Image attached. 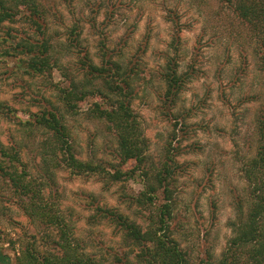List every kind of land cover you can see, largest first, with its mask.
<instances>
[{
  "label": "trees",
  "instance_id": "obj_1",
  "mask_svg": "<svg viewBox=\"0 0 264 264\" xmlns=\"http://www.w3.org/2000/svg\"><path fill=\"white\" fill-rule=\"evenodd\" d=\"M209 1L194 0L189 7L207 6ZM217 2L247 35L264 72V0ZM110 3L117 8L113 0H0L1 58L17 59L23 74L43 79L50 92L45 106L23 125L29 137H40L35 166L29 167L23 160L26 146H7L0 139V179L41 235L19 245L14 260L0 250V263L264 264V110L257 120L256 153L241 161L245 186L234 199V216L227 222L231 235L225 248L216 256L215 248L209 247L204 257L195 258L183 246L179 228L174 227L179 207L176 189L185 173L179 159L187 153L169 143L164 159L153 161L143 121L134 108L138 88L148 85L144 59L153 40V24L133 52L129 51L132 37L113 45L106 32L120 10H109ZM138 3L158 7L171 29V40L157 73L167 116L173 117L178 127L180 120L186 123L193 110L182 105L187 87L197 76L195 66L187 63L183 38L191 26L183 22L180 0H130L129 4ZM122 4L121 0L119 7ZM19 22L27 27L23 33L12 27ZM137 27L132 26L134 30ZM91 35L99 40L91 41ZM56 71L63 81L54 82ZM11 112L0 98V115L8 117ZM81 116L111 138L112 153L103 152L100 157L94 150L83 152L73 131V123ZM131 162L134 167L125 170ZM60 172L73 178L95 177L107 189L129 181L142 184L137 195L124 196L135 209L132 215L102 206L95 196H89L94 212L86 218V224L89 228L111 229L119 238L121 253L115 249L98 253L90 238L79 233L75 214L72 210L66 213L58 198ZM217 209L214 204L212 220L217 218Z\"/></svg>",
  "mask_w": 264,
  "mask_h": 264
},
{
  "label": "rangeland",
  "instance_id": "obj_2",
  "mask_svg": "<svg viewBox=\"0 0 264 264\" xmlns=\"http://www.w3.org/2000/svg\"><path fill=\"white\" fill-rule=\"evenodd\" d=\"M122 1L124 4L119 7L121 0H113L116 9L111 3L108 6L109 10H120L116 11L112 27L106 32L113 45L132 37L129 51L133 52L150 23L153 24V40L144 59L148 85L138 88L139 97L134 103L150 143L151 159L162 161L169 143L182 147L183 153H187L179 159L185 173L179 177L176 189L179 207L174 227L179 228L183 246L195 258L204 257L209 247L215 248L219 256L231 235L227 222L234 216V199L242 194L245 186L241 161L256 153L257 120L264 110V72L252 53L247 35L232 14L221 9L217 0H210L207 6L195 4L191 7L194 0H180L183 22L191 26L183 33L187 63L195 66L197 76L187 87L182 104L186 110L193 109L191 117L186 123L180 120L176 127V120L167 116L162 102L163 86L157 73L171 40L170 26L163 20L164 13L158 7ZM134 25L138 26L135 30ZM12 27L19 33L27 28L22 22ZM132 31H135L133 35ZM90 39L99 40L92 35ZM53 80L63 81L57 71ZM48 96L50 92L43 79L23 74L17 59L0 56V98L12 108L8 117L0 115V139L7 146H26L23 160L29 167L38 163L36 144L40 137L38 134L29 137L23 125L32 120V113L45 106ZM90 101L82 106L83 110L88 108ZM73 131L84 153L94 150L102 157L103 152H113L111 138L100 133L102 128L88 123L84 116L73 123ZM191 145H195L194 148ZM133 167L131 162L124 169ZM209 176L212 183H209ZM57 184L62 209L66 213L73 211L79 233L90 238L99 248L98 253L114 249L121 253L119 238L111 229L89 228L86 224V218L94 212L89 196H95L102 206L132 215L135 209L125 202L124 196L137 195L142 184L129 181L107 189L95 177L73 178L66 172L58 174ZM214 204L218 207L217 218L212 220ZM34 236L40 238L39 229L19 209L8 185L0 179L1 252L14 260L19 245L32 241Z\"/></svg>",
  "mask_w": 264,
  "mask_h": 264
}]
</instances>
